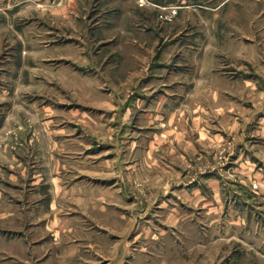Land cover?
Wrapping results in <instances>:
<instances>
[{
	"label": "rangeland",
	"instance_id": "1",
	"mask_svg": "<svg viewBox=\"0 0 264 264\" xmlns=\"http://www.w3.org/2000/svg\"><path fill=\"white\" fill-rule=\"evenodd\" d=\"M0 264H264V0H0Z\"/></svg>",
	"mask_w": 264,
	"mask_h": 264
}]
</instances>
